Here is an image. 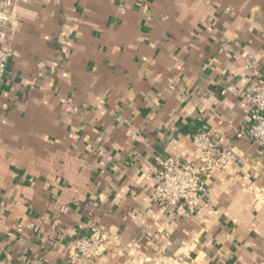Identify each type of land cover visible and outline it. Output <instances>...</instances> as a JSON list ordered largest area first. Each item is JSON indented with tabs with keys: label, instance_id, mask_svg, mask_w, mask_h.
<instances>
[{
	"label": "crops",
	"instance_id": "crops-1",
	"mask_svg": "<svg viewBox=\"0 0 264 264\" xmlns=\"http://www.w3.org/2000/svg\"><path fill=\"white\" fill-rule=\"evenodd\" d=\"M0 264H264V151L234 93L264 78V0H0ZM250 67V68H249ZM233 153L195 213L150 199L192 137Z\"/></svg>",
	"mask_w": 264,
	"mask_h": 264
},
{
	"label": "built area",
	"instance_id": "built-area-1",
	"mask_svg": "<svg viewBox=\"0 0 264 264\" xmlns=\"http://www.w3.org/2000/svg\"><path fill=\"white\" fill-rule=\"evenodd\" d=\"M11 56L10 48L0 47V87ZM225 90L253 107V123L247 134L264 151V78H254L253 89L237 91L228 86ZM191 143L201 155L200 166L169 157L149 171L151 201L161 207H174L179 216L197 211L205 191L203 178L211 172L225 170L234 158L232 151L217 147L206 132L195 134ZM108 240V235L95 227L90 228L87 235L74 237L70 243L72 251L68 264L94 262Z\"/></svg>",
	"mask_w": 264,
	"mask_h": 264
}]
</instances>
